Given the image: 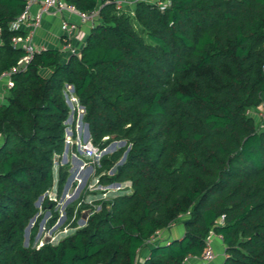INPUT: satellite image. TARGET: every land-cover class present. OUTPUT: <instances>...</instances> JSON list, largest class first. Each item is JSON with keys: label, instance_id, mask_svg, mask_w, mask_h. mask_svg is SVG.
<instances>
[{"label": "trees", "instance_id": "1", "mask_svg": "<svg viewBox=\"0 0 264 264\" xmlns=\"http://www.w3.org/2000/svg\"><path fill=\"white\" fill-rule=\"evenodd\" d=\"M63 1L89 12L104 0ZM168 2L162 11L104 4L78 54L49 47L12 76L0 104V264H183L210 232L221 237L222 264H264V127L248 113L264 102V0ZM24 6L0 0V74L24 55L11 44L23 32L10 29ZM67 85L92 145L124 142L94 165L98 184L130 185L90 208L83 228L76 216L57 244L26 247L64 151ZM54 205L45 197L41 209ZM178 223L181 238L150 244Z\"/></svg>", "mask_w": 264, "mask_h": 264}, {"label": "rangeland", "instance_id": "2", "mask_svg": "<svg viewBox=\"0 0 264 264\" xmlns=\"http://www.w3.org/2000/svg\"><path fill=\"white\" fill-rule=\"evenodd\" d=\"M87 32L80 35L81 42L84 41ZM79 43V45L81 44ZM68 99L72 100L73 94L67 92ZM70 108V116L73 117V111L76 109L77 115L75 120V131L73 136V131L71 129L72 121H66L67 129L65 131V146L62 155L54 159L53 163V186L47 191L40 201L39 205L35 206L39 209L37 215H35L34 221L31 223V227L28 232L24 230L23 234V244L28 247L29 245L35 248L41 247L45 242L50 244H57L60 240L66 236L74 233L76 229L70 228L69 224L79 215L76 225L77 229L83 228L85 226L88 215L91 213L90 208L98 211L100 206L96 204L98 201L108 200L120 195L125 192V188L129 187V183L126 182V186H114L111 183L106 186H101L98 184V178L95 176V167L98 165L101 158L104 156H109L116 150L124 146V142H112L104 150H100L96 155L89 156L87 152L83 150V146L87 143L88 133L86 125L82 122V117L80 113L82 109L77 105V101L72 102V105L67 103ZM264 127V120L260 123ZM122 143V144H121ZM124 156V155H123ZM122 162L121 160L118 164ZM65 166L67 168L66 182L63 187L61 194H57V182L59 168ZM115 172V168L108 172V175H112ZM55 205L52 210H42L41 203L44 198ZM83 205H88V208ZM72 212V216L68 217V213ZM85 216V217H83ZM37 219V233L33 240H31V230L34 227ZM55 219L53 224H50L51 220ZM30 222V221H29ZM180 230L183 232V227L180 223L177 224ZM142 253V252H141ZM143 256V253L141 254ZM218 262L224 259V255L221 253L218 257Z\"/></svg>", "mask_w": 264, "mask_h": 264}, {"label": "built area", "instance_id": "3", "mask_svg": "<svg viewBox=\"0 0 264 264\" xmlns=\"http://www.w3.org/2000/svg\"><path fill=\"white\" fill-rule=\"evenodd\" d=\"M24 2L25 6L22 13L16 17L10 25L12 31L23 32L22 35L12 37L11 44L13 48L22 50L24 55L18 60L16 66H13L0 74V104L5 103L8 90L14 86L12 76L17 72L24 70L35 54L47 49L45 45L38 44L35 40L36 32L41 28L45 16L60 19L58 38L60 39L61 45L58 49L63 53L76 55L79 53L80 47L84 44V41L81 42L79 37L81 30L83 28L90 30L97 25L100 19V8L104 6V4L114 3L116 8L121 10L137 2H145L158 6L161 11L169 4L168 0H104L103 3L92 11L81 12L74 6L66 4L63 0H24ZM65 14L68 16L64 17ZM69 17H72V20L69 19ZM80 42L81 44L79 45ZM262 71L264 73V65ZM67 92L73 94V88L69 85L66 86L65 97L67 103L72 105V102L77 100L73 95V101H70ZM248 113L254 116L255 120H260V122L261 120L263 121L264 102L260 105L257 112L248 111ZM86 142L87 143L83 146V150L87 152L89 156L96 155L99 152V149L94 147L89 139ZM122 184L113 185L118 187ZM223 219V217H220L219 222L222 223ZM213 235L214 233L210 232L206 241V248L200 256H188L184 259L183 264L194 261L205 263L212 261L216 257L215 251L210 244V238ZM162 237L163 232H155L150 244L157 243Z\"/></svg>", "mask_w": 264, "mask_h": 264}, {"label": "crops", "instance_id": "4", "mask_svg": "<svg viewBox=\"0 0 264 264\" xmlns=\"http://www.w3.org/2000/svg\"><path fill=\"white\" fill-rule=\"evenodd\" d=\"M67 16H68L67 14L64 15V17H67ZM69 19L72 20V17H69ZM59 24H60L59 18L51 17V16H45L43 19L41 28L38 29V31L36 32V36H35L36 42L38 44L45 45L47 48L53 47V48L58 49L61 45L60 39L58 38L59 37ZM88 31H89L88 29L83 28L81 30V33L79 34V37L82 33H84V32L88 33ZM81 113H83V109H82ZM71 119L73 120V117ZM183 232L180 230L178 225H175V226L171 227L169 229V231H165V233L163 232L164 240L165 241H171L172 239L181 238V236L183 235ZM210 244H211L212 249L215 251V255H216V257L212 261H209L206 263L201 262V261H194V262H189V263H185V264H222L223 260H221V262H218V259H217V257L221 253L224 255V246L222 244L221 237L214 234L210 238ZM141 252L143 253L142 257L147 255L146 250H143Z\"/></svg>", "mask_w": 264, "mask_h": 264}, {"label": "water", "instance_id": "5", "mask_svg": "<svg viewBox=\"0 0 264 264\" xmlns=\"http://www.w3.org/2000/svg\"><path fill=\"white\" fill-rule=\"evenodd\" d=\"M82 115H83V113L80 114V117H82ZM70 119H71V118H69V120H70ZM85 125H86V124H85ZM86 128H87V133H88V126H87V125H86ZM88 138H89V133H88ZM121 144H122V143H121ZM124 159H125V154H124V156L122 157V162L124 161ZM122 162H120V163L117 165V170L120 169V165H121ZM114 185H117V184H114ZM122 185L124 186V185H126V184L124 183V184H122ZM41 200H42V197H40V198L38 199L36 205H39ZM83 217H85V216H83ZM33 221H34V218H32V219L30 220L29 224H28L27 227L25 228V231H26V232H28L29 228L31 227V223H32Z\"/></svg>", "mask_w": 264, "mask_h": 264}]
</instances>
